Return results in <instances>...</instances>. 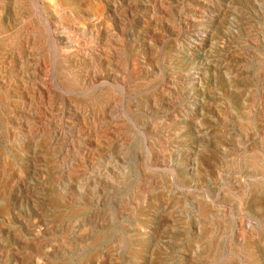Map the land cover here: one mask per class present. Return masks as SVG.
I'll return each mask as SVG.
<instances>
[{"label": "rangeland", "instance_id": "1", "mask_svg": "<svg viewBox=\"0 0 264 264\" xmlns=\"http://www.w3.org/2000/svg\"><path fill=\"white\" fill-rule=\"evenodd\" d=\"M106 1L112 69L64 92V28L0 0V264H264V0Z\"/></svg>", "mask_w": 264, "mask_h": 264}, {"label": "bare ground", "instance_id": "2", "mask_svg": "<svg viewBox=\"0 0 264 264\" xmlns=\"http://www.w3.org/2000/svg\"><path fill=\"white\" fill-rule=\"evenodd\" d=\"M104 1L106 2L105 7H103V5H101V6L99 5L100 4L99 0H39V2H41L42 7H44L46 12L48 13V15L46 16V20L50 21V23L53 22L57 29L64 28L63 31H57V30L53 29V31H52L53 35H54L53 38H54V40L58 46L57 55H55V57L51 60L49 58V61L46 60V64L52 65L53 70H55L54 77L56 76V73L58 75V71H57L58 69H59V72L61 74V73H66L67 69H69L71 67L73 68L71 70V72L69 73L71 75L72 79L71 78H70V80L65 79L66 77H69L67 74L65 78L62 77L63 81L57 80V84L61 88V90L66 89V90H64V92H66V91L74 92V90H76L77 87H80L81 84L86 85V87L91 86L90 88H96V84L100 80V74H99L100 68L102 66L107 67V68L112 67L111 57L109 56L111 54V37L114 36V34H113L114 29L113 28L117 24L118 18L114 15L113 10L110 6L111 4L109 5V3H107L106 0H104ZM126 2H128V0H121L118 4H115V5H120V4L126 3ZM32 8H34V6ZM19 14H20V12H19ZM66 15H68L67 23L62 25V23L64 22V20L62 18L65 17ZM46 23H48V22H46ZM168 23H169V21H168ZM30 28L32 31L35 30V27H33V26ZM6 31H4V29H1L0 34L3 35L6 33ZM11 32L13 33V36L15 39H20L21 43H23L21 37H22V35H24V33H22V35H21L20 29L18 31L17 29L12 28ZM42 42H43V37L36 39L37 45L38 44L41 45ZM46 46H48V45H46ZM141 48H142V46H141ZM48 53H49V51H48ZM28 54L30 57L32 52L31 53L29 52ZM47 72L50 73V70L48 69ZM105 76H107V75H105ZM45 78H46V76H45ZM108 80H109V78H108ZM53 81H54V79H53ZM111 82H113V80H111ZM50 84H52V83H50ZM46 85H49V84H46ZM85 88L81 89L80 93L87 92V91H85V90H87ZM120 89H122V88L120 87ZM111 90L112 89H109L108 95H106L107 100H111L113 98ZM62 94L64 95V93H62ZM61 97L64 98L63 96H61ZM61 97H60V99H61ZM58 99H59V97H58ZM8 100H9V97L7 96V91L4 90L2 92L0 90V104H2L3 102H7ZM52 101H54V100H52ZM97 105L98 104L96 103V106ZM6 106H7V104H6ZM98 107H99V105H98ZM98 135H101V134L98 132ZM102 138H103V136L100 137L99 139H102ZM89 148H90V146H89ZM261 154H263V153H261ZM257 163H258V160H257ZM8 170H9V168L6 166L5 172L7 173ZM15 198L16 197L14 195V198L12 200V201H14V203H16ZM2 201L3 200L0 199V206L2 205ZM74 216H77V215H74ZM8 252H10V250Z\"/></svg>", "mask_w": 264, "mask_h": 264}]
</instances>
